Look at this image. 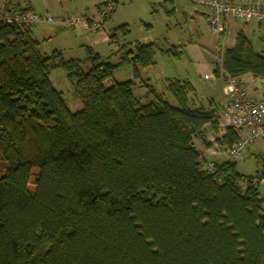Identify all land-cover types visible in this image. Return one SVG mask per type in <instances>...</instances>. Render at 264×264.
Segmentation results:
<instances>
[{"label": "trees", "instance_id": "16d2710c", "mask_svg": "<svg viewBox=\"0 0 264 264\" xmlns=\"http://www.w3.org/2000/svg\"><path fill=\"white\" fill-rule=\"evenodd\" d=\"M30 26L0 18V264H264V171L242 174L231 159L206 168L194 140L211 145L218 115L192 106L189 81H167L174 103L137 93L155 43L120 44L125 24L110 33L120 46L108 56L87 46L86 58L66 59L43 53ZM126 65L133 78L107 86ZM57 69L81 110L54 85ZM247 74L264 80V56L239 31L214 75ZM240 131L228 125L217 141L230 149Z\"/></svg>", "mask_w": 264, "mask_h": 264}, {"label": "rangeland", "instance_id": "374dc122", "mask_svg": "<svg viewBox=\"0 0 264 264\" xmlns=\"http://www.w3.org/2000/svg\"><path fill=\"white\" fill-rule=\"evenodd\" d=\"M105 1L111 3L114 1L117 4L112 14L104 21L107 31L111 33L112 30L121 25H128L130 32L127 36L118 33L120 44L129 41L155 43L157 48L155 55L156 64L148 69L147 75L152 78L154 85L159 86V93L162 94V78L166 75H190L192 79L201 83L202 86L205 81L199 77L200 74L203 75L208 71V68L215 69L216 64L220 65L224 49L228 45L230 46L234 40L235 30L233 28L236 27L235 24L230 27L226 39H224L226 34H221L220 36L212 35L204 19L193 20L191 15L194 13L192 9L195 6L188 0H175L173 3L166 0H32V3L36 14L41 16L51 14L58 19L59 16L56 11V9H60L58 6L63 7L65 5L64 7L71 9L70 11L74 12L77 10L75 13H81L82 8L90 7L89 10H92L98 5H103ZM174 7L176 8L174 13L170 14L167 12L168 9ZM184 12H190L191 15L186 17ZM82 15L90 16L91 13H83ZM57 27L58 23H47L44 21L35 24L34 34L41 40L43 53L50 54L55 49H58L61 50L65 58H86L88 56L86 50L88 43L91 38L95 37L94 34L97 33L85 31L82 27L70 29L72 26L67 25L65 27L70 28L57 33ZM245 33L250 38L255 51L264 56V21L261 26H259L258 22H254L251 26L246 27ZM43 36L51 37L42 40ZM199 39H201L203 46L195 44V41ZM206 46L213 51L216 49L214 57L210 54V49L205 48ZM96 49V52L103 56H108L110 52L118 50L115 49V44L108 42H101ZM169 49H171L169 53L162 54V51ZM118 60V57L111 59L112 62ZM210 72L212 71L210 70ZM132 78L133 67L126 65L116 69L113 77L107 80L105 84L110 86L114 82L126 81ZM51 79L56 88L62 91L69 108L72 111L81 110L82 105L73 96L74 86L72 81L67 78L66 72L63 69L54 70L51 72ZM142 83L144 84V82ZM140 84L141 82L139 83L136 80V88L139 95L145 92L142 90L143 85L141 86ZM223 84L224 82L220 84V82L216 81L212 89L215 94V100L219 105L224 100H227L222 88ZM246 91L250 94L247 89ZM141 97L144 96L142 95ZM172 103H174L173 99ZM222 119H224L223 114ZM251 146L249 147L251 148ZM248 148L244 151L243 159L237 161L236 164L237 170L245 175L255 173L259 167L257 158L252 152L253 150L248 151ZM226 150L224 148V151ZM5 167L0 158V171L3 172ZM37 172L38 169H34V173ZM33 180H35L34 177L31 178V181ZM34 188V185L30 183L29 189L34 190ZM260 190L264 192L263 185H261Z\"/></svg>", "mask_w": 264, "mask_h": 264}, {"label": "built area", "instance_id": "2783aa9c", "mask_svg": "<svg viewBox=\"0 0 264 264\" xmlns=\"http://www.w3.org/2000/svg\"><path fill=\"white\" fill-rule=\"evenodd\" d=\"M197 7L208 10L209 31L214 36L225 32L231 22H262L264 20V6L258 3H238L235 0H188ZM115 2H110L101 7L94 17L69 15L58 20L51 14L41 16L33 12L12 11L4 19L18 27L30 26L38 22L62 23L72 27H82L93 31L101 30L104 21L116 8ZM225 96L228 98L223 111L224 120L245 134L229 149L230 159L239 161L243 159L244 151L257 142L264 140V97L254 98L247 93L241 82L236 78L227 77L223 84ZM206 168L214 172L213 163H208ZM264 186V176L258 181Z\"/></svg>", "mask_w": 264, "mask_h": 264}, {"label": "crops", "instance_id": "0c3cea01", "mask_svg": "<svg viewBox=\"0 0 264 264\" xmlns=\"http://www.w3.org/2000/svg\"><path fill=\"white\" fill-rule=\"evenodd\" d=\"M6 1H8V0H0V2H1L0 3V18H3V19L9 13L8 9L5 6ZM166 1L173 3L175 0H166ZM235 1L238 3H242V4L258 3V4H261L264 6V3H263L264 0H235ZM105 2H108V1H105ZM19 3H20V5L15 9L13 8V10L20 11L22 9H27L29 12L35 13V9H34L32 0H21ZM64 6L65 5H63V7L58 6L60 9L59 10L56 9L57 14L59 16V18L57 19L58 21L60 19H62L64 16H67L68 14L69 15H81V16H85L88 18L94 17L98 13L101 5H98L97 7L92 8V10H89L90 7L82 8L83 10L80 11L81 13H75V12H77V10L72 12V11H70L71 9L64 7ZM175 10H176V8L174 7V8L168 9L167 12L172 14L175 12ZM88 12L91 13L90 16L89 15H82L83 13H88ZM192 12H194L193 15H191L190 12H184V13H185L186 17H189L191 15V17L193 18L194 21L204 19L205 22L208 24V10H207V8L195 6V8L192 9ZM254 22L255 21L231 22L229 24L228 29L226 30V33H225L226 35H225L224 39H226L228 37V31H229L230 27L234 24L236 25V27L233 28L235 30V32H234L235 35H234V40L232 41L231 45L230 46L228 45L227 47H231L235 44L236 36H237L239 31H243L245 33L246 27L251 26ZM262 22H258L259 26L262 25ZM105 24L106 23H104L101 30H98V31H93L90 29L82 28L85 31L97 33V34H94L95 37L91 38L90 42L88 43V47L93 48L95 51L97 50L96 48H98V46L100 45L101 42H108L109 43V37L111 34H110V32L107 31ZM30 27L32 29L34 37L37 38L39 41H41L34 34L35 24L31 25ZM67 28H70V27H65V25L58 23L57 33H58V31H62V30L67 29ZM77 28L78 27H75V28L72 27L70 29H77ZM245 35H247V34L245 33ZM50 37L51 36H49V37L43 36L42 40H45V39L50 38ZM129 42H132V41H129ZM195 44L203 46L201 39L195 41ZM205 48L210 49L207 46ZM115 49H118V45H115ZM215 50L214 51L211 49L209 50L210 54L213 57L215 56L214 55ZM162 54L165 55L166 53H164V51H162ZM70 58H75V57H70ZM66 59H68V58H66ZM150 67L140 69L141 76H140V80H138V82L139 83L141 82L140 85L141 86L143 85L142 90L145 91V92L141 93L140 96H142V95L148 96L147 95L148 94V88H152L156 91V93L162 94V93H159V89H158L159 86L154 85L152 78L147 75L148 69ZM210 70L212 72H210ZM214 70L215 69L208 68L207 72H205L203 75L200 74L199 77L205 81L202 86H201V83L192 79V77L190 75L185 76V75L175 74V75L163 76V78H162V84H163L162 90H163V94L172 103V98L170 97L169 93L167 92V90L165 88L167 81L172 80V79H179L181 81H189L194 87L193 91L189 94V97L191 100L190 102H191L192 106L193 107L203 106V107H206L208 109L216 110V113L218 115L219 125L216 128H211V127L209 128L208 127V132L206 135L207 142L210 143L211 145L209 147H206L205 145H203L201 143L200 140H197V139L194 140V144H195L196 148H198L201 151L202 156L205 157V159H207L209 162H212V161L222 162V161L230 160L229 149L226 148L225 145L219 144V142L217 141L218 138L223 137V135L225 134V128L229 125L224 119H222V114H223L224 109L226 108L228 98L226 97L227 100L226 101L224 100V102L221 103V105H219L217 103V101L215 100V94L212 91V89L214 87V82L218 81V82H220V84H222V82L220 79H217L215 77ZM142 82H144V84ZM240 82H241L242 86L245 89H247L249 91V93L251 94V96H253L254 98H263L264 97V80L254 78L250 74H247V75H244L243 77H241ZM220 109H222V110H220ZM262 121L264 123V117H263ZM240 134L243 135V134H245V132L240 131ZM224 148H226L227 150L224 151ZM251 150H253L252 152L257 158L259 167L256 169L255 173L250 174V175L262 174V172L264 171V140L260 139L257 142H255L253 144V146H251V148L250 147L248 148V151H251Z\"/></svg>", "mask_w": 264, "mask_h": 264}]
</instances>
